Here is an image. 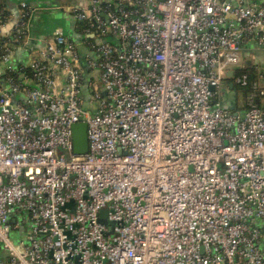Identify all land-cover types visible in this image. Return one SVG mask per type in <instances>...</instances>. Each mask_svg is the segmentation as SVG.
Masks as SVG:
<instances>
[{
  "label": "built area",
  "instance_id": "built-area-1",
  "mask_svg": "<svg viewBox=\"0 0 264 264\" xmlns=\"http://www.w3.org/2000/svg\"><path fill=\"white\" fill-rule=\"evenodd\" d=\"M17 9L0 32V264H264V61L244 60L264 52V0H81L71 32L41 38Z\"/></svg>",
  "mask_w": 264,
  "mask_h": 264
},
{
  "label": "crops",
  "instance_id": "crops-1",
  "mask_svg": "<svg viewBox=\"0 0 264 264\" xmlns=\"http://www.w3.org/2000/svg\"><path fill=\"white\" fill-rule=\"evenodd\" d=\"M22 1L25 2V0H0V9H3L4 13L7 12L4 17L5 22L3 24V27L0 30L3 36H8L11 33L13 25L17 20V15H18L17 6ZM80 3H81V0H31L29 5L34 9L32 18L30 19V22H29L31 35L34 36V34H38L35 29V23L38 21L37 20L38 17H40L41 15L50 14V13H52L53 15H56L57 18L59 17V19H57L56 22L50 23L49 21L48 25L46 26V28L48 29L50 33L55 27H62L65 30H68V23L66 24V21H65L66 19L65 18L62 19L61 17V16L66 17L64 14L65 12H63V10L66 7L79 6ZM32 42L33 41L29 42L30 45H33ZM16 53H17V57H20L21 59H26L27 55L24 49H18ZM247 53L252 54L251 60L250 59L248 60L249 63H254L257 61L258 62L264 61V52L258 50V48L254 47L253 44L246 47L245 54ZM233 100H234L233 98H231L229 101L225 100L228 103V107H229V104L233 106L229 108L231 110L234 109V105H237V102ZM262 247L264 251V242L262 243Z\"/></svg>",
  "mask_w": 264,
  "mask_h": 264
},
{
  "label": "trees",
  "instance_id": "trees-1",
  "mask_svg": "<svg viewBox=\"0 0 264 264\" xmlns=\"http://www.w3.org/2000/svg\"><path fill=\"white\" fill-rule=\"evenodd\" d=\"M25 2L29 5V3L31 2V0H25ZM6 13L7 12H5L3 14H6ZM55 16L56 15H53L52 13H50V14H44V15H41L40 17H38V19H37L38 21L35 23V29H36V32L38 34H34L33 37L41 38V37L47 36L50 33L48 31V29L46 28V26L48 25L49 21L51 23V22H56L57 19H59V17L57 18V16L56 17ZM61 17H62V19H64V18L66 19V17H64V16H61ZM87 26H88V23L87 22H82V23L77 22V23H75L76 29H75V34H72V38L73 39H76L77 38V35H80L81 34V32H82L81 30L83 28H87ZM88 40H92V39L88 37ZM32 43L34 45V42H32ZM249 70H250L249 68L236 69L235 74H242V73L248 72V77H249L248 78V86L245 87V88H237V87H235L234 89H236V91L239 90V89H241V91L243 93H247V91H248L247 88L250 86V83L253 82V80L256 78V74L254 73V71H249ZM234 89H232V90H234ZM84 96L87 99L89 98V91L88 90H85ZM230 103H232V102H230ZM229 106L231 107V104H229Z\"/></svg>",
  "mask_w": 264,
  "mask_h": 264
},
{
  "label": "water",
  "instance_id": "water-1",
  "mask_svg": "<svg viewBox=\"0 0 264 264\" xmlns=\"http://www.w3.org/2000/svg\"><path fill=\"white\" fill-rule=\"evenodd\" d=\"M227 78L231 79L233 71L227 72ZM228 88L232 89L233 84L229 82ZM73 150L77 155H83L87 152L86 124L78 123L72 126Z\"/></svg>",
  "mask_w": 264,
  "mask_h": 264
},
{
  "label": "rangeland",
  "instance_id": "rangeland-1",
  "mask_svg": "<svg viewBox=\"0 0 264 264\" xmlns=\"http://www.w3.org/2000/svg\"><path fill=\"white\" fill-rule=\"evenodd\" d=\"M64 14L68 18V20L66 18L65 21H66V24L68 23V30L71 32L72 26H73V23H74V19H73L72 15L70 13H64ZM251 57H252V54H250V53L248 54L247 53V54L244 55V60L245 61H248L249 59L251 60ZM254 63L260 64L261 62H258L257 61V62H254ZM220 98L222 100H228V101L231 98H233L234 101H236L237 104H239V105L242 104L243 103V100H244L242 93H239L238 91H236V89H234V90H227L226 88L221 90ZM224 107L225 108H231L232 105H231V107L230 106L228 107V103L226 101H224Z\"/></svg>",
  "mask_w": 264,
  "mask_h": 264
}]
</instances>
